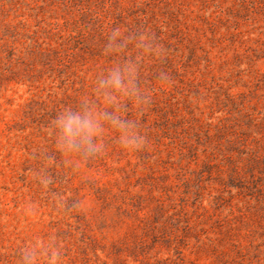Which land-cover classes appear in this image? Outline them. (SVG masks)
Masks as SVG:
<instances>
[{
	"label": "rangeland",
	"instance_id": "374dc122",
	"mask_svg": "<svg viewBox=\"0 0 264 264\" xmlns=\"http://www.w3.org/2000/svg\"><path fill=\"white\" fill-rule=\"evenodd\" d=\"M0 264H264V0H0Z\"/></svg>",
	"mask_w": 264,
	"mask_h": 264
}]
</instances>
